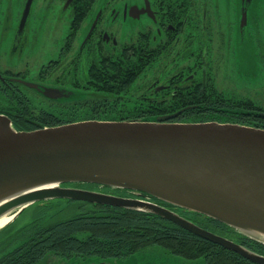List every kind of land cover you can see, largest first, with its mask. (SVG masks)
I'll use <instances>...</instances> for the list:
<instances>
[{
	"label": "water",
	"instance_id": "obj_1",
	"mask_svg": "<svg viewBox=\"0 0 264 264\" xmlns=\"http://www.w3.org/2000/svg\"><path fill=\"white\" fill-rule=\"evenodd\" d=\"M246 19L244 14L242 23ZM27 84L50 98L71 94L58 87ZM78 96L82 97L73 92L71 98ZM182 110L152 119H86L23 130L0 113V217L54 198L109 204L159 214L264 264V254L164 203L211 216L264 243V127L217 120L171 121ZM74 182L132 189L149 198L66 185ZM84 263L111 261L95 257ZM62 264L81 263L71 259Z\"/></svg>",
	"mask_w": 264,
	"mask_h": 264
},
{
	"label": "flooded vegetation",
	"instance_id": "obj_2",
	"mask_svg": "<svg viewBox=\"0 0 264 264\" xmlns=\"http://www.w3.org/2000/svg\"><path fill=\"white\" fill-rule=\"evenodd\" d=\"M103 1L0 0V113L8 115L12 121H25L29 126L35 128L48 127L49 125L46 123L41 126L46 120L67 119L71 95L81 88L73 87L66 82H50L47 74L52 65L56 67L65 65L66 60L70 64L69 57H73L71 60L73 62L77 57L90 56L93 59H98L94 66L91 65L94 70L106 74L108 66H110L111 76L117 81L120 45L124 44V47L132 49L130 45L138 41L140 37L143 61L148 64L143 73L145 77V79L143 77V82L146 84L145 93L148 99H155L159 103H178L179 101L187 105L208 103L221 106L223 103H231L224 94L215 93V83L210 79L209 72L206 70L205 64H209L206 54L213 55V53L207 44L203 48H199L200 43L204 44L205 42L198 41L197 16H194L192 11L198 12L202 19L207 18V14L210 13L205 9L200 14L197 0H124L122 3L119 0H106L104 3ZM215 2H217L216 13L218 16H223L226 26L223 40L220 41L222 38L220 40L218 38L219 52L223 48V55H226L228 49L234 54L230 62L235 61L237 65L234 68L230 67L235 71L243 63L245 68L247 65L253 66L251 56L254 49H245V52L239 53L237 47L230 45L233 38L232 29L236 28L235 36L239 40L244 39L251 44H254L255 40L261 41L264 38V27L260 28L259 25L262 18L264 19V0H215ZM58 6L61 7L60 13L67 15L68 30L64 42L57 56H50L34 71L35 69L29 63L28 58L37 57L40 51L38 50L39 42L44 41L46 45H50L54 35L53 31H59L62 27L59 17L45 22V16L42 17L36 12H39L41 7L52 11ZM99 11V17L91 30ZM244 14L247 19L242 23ZM140 19L143 21L137 36L132 37L130 41L121 40L119 33L123 34L127 31L122 23L127 21L134 23L135 20ZM203 20L205 22V19ZM202 32L204 33V29ZM257 47L259 56L264 60V39L258 43ZM125 52L131 53L132 51L127 49ZM200 52H202L201 55H199ZM236 54H239L240 58H237ZM24 55L27 56L23 57ZM29 81L42 87H58L71 94L63 95L64 97L60 98H50L38 89L29 86L27 84ZM112 85L115 86V83ZM203 88L211 91L204 90L207 93H199L198 91ZM184 94H196L197 97H193L194 99L182 97ZM38 98L40 99L37 100ZM212 109L231 114L235 113L237 108L213 106ZM239 109L245 113L255 111L258 115L264 116L263 107L254 110ZM260 124L264 126V123ZM66 185L80 187L75 183ZM107 191L122 196L149 198L148 194L132 189L113 190L110 188ZM135 254L146 258V260L139 257L138 261L122 263L159 264L158 256H155V253L147 255L137 252ZM128 257L130 255L113 258H121L117 259L119 261ZM65 259L59 258L57 261L48 259L46 262L44 260L42 264H62ZM100 259L106 260V258ZM76 260L81 264L85 262V259L81 257ZM93 262L97 263L98 261Z\"/></svg>",
	"mask_w": 264,
	"mask_h": 264
},
{
	"label": "trees",
	"instance_id": "obj_3",
	"mask_svg": "<svg viewBox=\"0 0 264 264\" xmlns=\"http://www.w3.org/2000/svg\"><path fill=\"white\" fill-rule=\"evenodd\" d=\"M139 39L130 45L132 49L130 47L125 48V50H131V53H120L117 71L118 80L113 89L105 81H102L99 85L103 86L96 89H79L76 93L82 97H72L69 105L70 119L62 121L46 120L41 126H44L45 123L49 126H55L82 119H152L157 117V115L172 114L181 109L183 110L172 120H217L226 122L245 117L243 115L247 113L237 108L235 113L232 112L231 114L219 111L222 114L233 116V119L221 118V114L213 115L208 113L211 108L210 104L207 103L187 105L178 101V103L162 104L155 99H148V103H146V99L135 100L128 104L129 101L124 98L123 94L125 92L123 93V91L128 89L132 83H135L142 74L145 65L142 60V39L141 37ZM127 54L139 56L133 57ZM108 72H110L109 66ZM198 92L200 93L202 90L200 89ZM195 96L196 94H184L182 97L193 98ZM128 97L131 98V96ZM83 105H86V107ZM221 106L224 107L223 104ZM79 112L89 115L88 117H83L84 115L81 116L82 113L77 115ZM12 122L17 129H36L29 126L25 121ZM74 183L88 188L100 186V184L89 182ZM100 187H103L101 189L113 188V190L125 189L108 185ZM60 199L64 200V198ZM65 199L71 201V203L84 202L98 205L106 211L95 213L94 215L80 214L56 222L38 232L34 229L33 232H31L32 229L26 230L29 232L24 231L21 238L18 234L21 229L15 232L11 230L13 223L17 220L16 218L14 222L0 231V264H42L44 260L45 262L48 259L57 261L59 258L76 260L79 257L84 259L88 257H125L153 245H158L169 253L189 258H199L205 255L204 264H261L244 257L236 251L205 239L156 213L84 200ZM42 201L46 200H41L40 202ZM164 203L201 226L244 244L260 254H264V243L242 234L228 224L193 210ZM17 242L19 243L16 244Z\"/></svg>",
	"mask_w": 264,
	"mask_h": 264
},
{
	"label": "rangeland",
	"instance_id": "obj_4",
	"mask_svg": "<svg viewBox=\"0 0 264 264\" xmlns=\"http://www.w3.org/2000/svg\"><path fill=\"white\" fill-rule=\"evenodd\" d=\"M119 2L122 3L124 2V0H119ZM216 4L217 2H215V0L214 3L213 0H197V5L199 7L200 14H202V12L205 9H207V11L210 13L207 14V18H203L205 19V22L202 19V16H199L198 12L194 10H193L194 12L192 11L193 15L197 16L196 21L199 29L198 41L205 42L204 44L200 43L199 48L201 49L204 47L205 44H207L210 51L213 53V55L206 54L207 60H209V64H205V66L207 72H209L210 79L215 83V87H216L215 93L219 95L224 94L225 97L231 102L229 104L223 103L224 107L243 108V109L248 108L251 110H254L258 107L264 108V63H263L264 60L259 56V52H258L259 48L257 47L258 43H261V41H263L264 38L261 39V41L255 40L254 44L253 43L251 44V42L249 41L247 42V40L244 39L239 40V38L235 36L236 28L233 27L232 29L233 38L231 39L232 44L230 45H232L233 47H237L239 53H241L242 51L245 52V49L246 50L254 49L251 56L253 66L250 67L247 65V68H245V64L243 63L242 66L241 65L238 66L237 70L235 71L233 68L237 65V62L235 61L230 62L234 54H232L231 51L229 52L228 49L226 55H223V48H221V52H219L218 49L219 40L220 38L223 37V35H225L226 26L225 23L223 22V16L222 15L218 16L216 13L215 10ZM220 7L221 8L223 7L221 5V2H220ZM60 12H61L60 6L56 7L52 11H48L47 9H44V7H41L40 11L36 12L38 15L42 17L45 16V22L55 20L59 17L60 21L62 22L61 24L62 27L59 31H53L54 35L52 36L50 45H46L44 41L39 42L38 50L40 51L37 57L28 58L29 63L33 65L35 69L34 71H36L42 64H44V61L47 60V58H49L50 56L52 57L57 56V54L59 53V49L62 43L64 42V37L68 30L67 15H62ZM192 13L190 17L192 16ZM142 21L143 19L137 21L135 20L134 23H130L129 21L123 22L122 25L124 26V28L127 29V31H125L123 34L119 33L120 39L130 41L132 37H136L138 34V30L142 25ZM118 23L120 24V22ZM259 26L260 28L264 27L263 18ZM203 29H204V33L202 32ZM247 38L249 39L250 37ZM222 40L223 38L220 41ZM124 46H125L124 44L120 45L118 49L119 54L126 53L125 52L126 47ZM202 52H200L199 55H201ZM127 55L133 57L139 56L132 54H127ZM26 56L27 55H24L23 57ZM236 57L240 58L239 54H236ZM69 58L71 62L70 64H68L66 60L65 65H60L58 67L52 65L50 72L47 74L50 82L51 81L54 83L66 82L73 87H77L81 89L99 88L103 86V85L99 86L102 81H105L106 84H110L113 89L114 86L112 84L117 83V81L114 80L113 77L111 76V69L110 72L103 74L99 70L96 71L94 70L93 67H91V65L94 66V64H96V61L98 59H93L90 56L89 57L83 56V57L75 58V60L72 62L71 60L73 59V57H69ZM210 58L212 59V61H210L211 60ZM233 59H235V57H233ZM7 60L8 57L6 58V61ZM142 60H144L143 55H142ZM230 66L233 68H231ZM147 67L148 64L146 63L144 65L140 77L135 81V83H132L128 89L123 91V93L125 92V94H123L124 98L126 99V101H129L128 104L132 103V101L135 100L140 101L146 99H147L146 103H148V98L145 93L146 84L143 82V77H144L143 73L146 71ZM117 71H118V63H117ZM117 80H118V76H117ZM201 90L204 93L211 91L207 88L206 89L203 88ZM204 90H206L207 92H205ZM128 96H131V98H129ZM39 99L40 98H38L37 100ZM213 106L223 107L217 104H210L211 109L208 113H212L213 115L221 114L220 115L221 118H227V119L234 118L231 115L222 114L219 111L215 112L214 110H212ZM84 107H86V105ZM81 113L82 112H79L77 115H80ZM88 115L89 114H84V112L81 114V116L83 117H88ZM243 116L245 117H241L239 120L233 119L230 121L243 123L247 125L264 127L263 125L260 124V123H264L263 115H258L257 112L253 111V114L247 113ZM70 117L71 116L69 111V117L67 119H70ZM67 119H58V121L67 120ZM82 120H86V119H82ZM101 188L103 187L95 186L92 189L102 190L106 192H109L107 190H110L107 188L104 189ZM39 202L40 201H37L29 205L27 209H25L23 213L19 215L15 223H13L11 230L15 232L16 230L21 229V231L18 233L20 238L24 234V231L26 230L32 229L31 232H33L34 229L36 232H38L45 229L46 227L53 225L56 222L68 218H72L80 214L94 215L95 213H101L106 211L105 209H103L101 206L98 205L84 203V202L78 204L71 203V201H68L65 198L64 200L60 198H54L52 200H46L40 203ZM14 211L15 210L11 212ZM18 243L19 242H17L16 244ZM140 252L138 253L147 254V255H151L152 253H155V256H158L157 261L159 262V264H204L205 261V257H204L205 255L199 258L198 257L189 258L186 256L169 253L166 249L158 245L149 246ZM139 257L143 258L138 254H132L130 255V257L125 258L124 260H119L120 262L117 259H121V258L109 257L110 258L109 260L111 261V264H123L122 262L138 261ZM143 259L146 260V258ZM70 261L71 259H65L64 263H70Z\"/></svg>",
	"mask_w": 264,
	"mask_h": 264
},
{
	"label": "bare ground",
	"instance_id": "obj_5",
	"mask_svg": "<svg viewBox=\"0 0 264 264\" xmlns=\"http://www.w3.org/2000/svg\"><path fill=\"white\" fill-rule=\"evenodd\" d=\"M21 212V211H20ZM20 212L16 213H7L0 217V231L5 228L7 225L12 223L18 216Z\"/></svg>",
	"mask_w": 264,
	"mask_h": 264
}]
</instances>
